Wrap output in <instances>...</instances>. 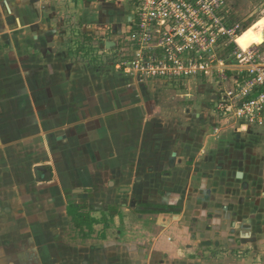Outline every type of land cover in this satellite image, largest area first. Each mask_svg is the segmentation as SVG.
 Wrapping results in <instances>:
<instances>
[{
	"label": "crops",
	"instance_id": "1",
	"mask_svg": "<svg viewBox=\"0 0 264 264\" xmlns=\"http://www.w3.org/2000/svg\"><path fill=\"white\" fill-rule=\"evenodd\" d=\"M86 6L87 14L92 6ZM59 7L51 0H0V264H138L133 250L149 247L143 233L157 213L163 226L149 250L150 264L157 242L169 244L171 227L194 213L188 200L202 193L192 185L206 176L219 181L224 164L218 153L231 145L217 138L233 141L264 125L221 130L210 104L194 114L196 141L193 134L166 132L140 88L155 83L117 73L99 78L86 64L64 60L63 39L56 37L62 25L50 19L63 11ZM222 181L225 189L210 190L208 197L232 199L236 192L228 186L241 179L227 175ZM179 200L180 213L167 212ZM75 215L85 222L81 229ZM86 216L97 222L91 234ZM128 225L133 249L125 252L120 226ZM165 255L156 264L178 258Z\"/></svg>",
	"mask_w": 264,
	"mask_h": 264
},
{
	"label": "rangeland",
	"instance_id": "2",
	"mask_svg": "<svg viewBox=\"0 0 264 264\" xmlns=\"http://www.w3.org/2000/svg\"><path fill=\"white\" fill-rule=\"evenodd\" d=\"M51 1L63 8V11L50 15V19L55 25H62L56 37L63 39L60 44L68 56L64 60L86 64L88 68L94 69L99 78H107L113 74L115 50L111 45L106 46V43L114 42L117 35L128 29V20L132 18L135 0H110L105 5H102V0ZM224 1L232 10L231 23L235 29V43L226 45V41H220L211 53L215 54L214 62L207 58V63L212 66L221 64L229 68L223 70H235L239 61L234 56L229 57V53L238 48L236 39L244 34L246 38L242 41L244 46H248L246 50L251 52L255 62L264 65V0ZM70 4L72 7L68 8ZM88 5L92 7L88 8ZM84 6L88 8L87 14L86 10L83 13ZM98 16L102 19L101 23H98ZM225 72L228 77L231 76L230 71ZM119 75L130 80L122 74ZM217 76L219 74L214 73L215 82H219ZM203 78V85H199L201 79L198 78L194 84L189 83L186 86L155 83L154 86L140 87L145 93L144 98L146 95L151 96L156 110L154 121L164 124L166 132L174 129L175 133L185 132L187 138L189 134H193L190 139L193 142L198 139L194 131V125L197 123L194 114L202 110V105V111L207 109L206 105H213L210 95L218 94L221 88L217 85L205 86L208 79ZM216 121L217 119L215 123ZM215 126L219 127L218 122ZM216 142L231 145L226 153H218L217 159L224 164V167L218 170L219 181L210 183V178L206 176L197 185H192L190 190L193 188L202 193V196L188 200L190 204L187 205V210L191 213L194 211L195 214H184L179 226L171 227L169 244L161 242L163 245H160L161 243L157 242V252L150 256V264L161 262L162 255L166 256V253L169 257H178L168 264H264V129H253L248 134H241L239 138L234 135L233 141L223 135L217 138ZM214 152L213 149V154ZM227 175L238 176L242 182L228 186L236 192L231 194L232 199L208 197L210 190L225 189L222 180L227 178ZM176 202L177 205H171L167 212L180 213L183 208L182 201ZM138 204L136 200L133 216L139 208ZM153 215V219L149 221L150 232L143 233L148 237L149 247L140 246L137 251L133 250V253L138 255V264H147L149 250L162 231L161 218L157 213ZM135 224L137 221L134 219L132 225ZM154 224L161 229L152 227ZM120 227L125 233L122 240L123 249L128 252L133 249V235L129 232L131 226ZM134 240L136 243L144 242L140 241V238Z\"/></svg>",
	"mask_w": 264,
	"mask_h": 264
},
{
	"label": "built area",
	"instance_id": "3",
	"mask_svg": "<svg viewBox=\"0 0 264 264\" xmlns=\"http://www.w3.org/2000/svg\"><path fill=\"white\" fill-rule=\"evenodd\" d=\"M132 13L128 29L113 40L114 73L139 84L170 86L198 78L203 85L207 77L205 86L221 87L210 98L219 129L237 133L264 125V65L239 48L229 53L239 61L235 70L207 63L214 62L211 53L220 41L235 43L232 10L224 0H135Z\"/></svg>",
	"mask_w": 264,
	"mask_h": 264
},
{
	"label": "trees",
	"instance_id": "4",
	"mask_svg": "<svg viewBox=\"0 0 264 264\" xmlns=\"http://www.w3.org/2000/svg\"><path fill=\"white\" fill-rule=\"evenodd\" d=\"M230 49H232V48H230ZM85 218V221H87V223L85 224L86 226V228L88 229V232H89V234H91L92 233V225L94 224V223H97L95 220H91V219H88V217L86 216V217H84ZM82 219V216H73V222H74V225H75V227L77 228V229H81L82 227H84V226H82V225H84V220L81 222L80 220Z\"/></svg>",
	"mask_w": 264,
	"mask_h": 264
},
{
	"label": "bare ground",
	"instance_id": "5",
	"mask_svg": "<svg viewBox=\"0 0 264 264\" xmlns=\"http://www.w3.org/2000/svg\"><path fill=\"white\" fill-rule=\"evenodd\" d=\"M245 38H246V36L244 34H242L239 38L236 39V45L242 51H245L246 49H248V46H244L243 41H242Z\"/></svg>",
	"mask_w": 264,
	"mask_h": 264
},
{
	"label": "water",
	"instance_id": "6",
	"mask_svg": "<svg viewBox=\"0 0 264 264\" xmlns=\"http://www.w3.org/2000/svg\"><path fill=\"white\" fill-rule=\"evenodd\" d=\"M104 0H102V2H103ZM108 44L109 45H111V47L113 48V47H115V44L113 43V42H109V43H106V46H108ZM42 171V168L41 167H38V168H36L35 170H34V176L36 177V178H39V172H41ZM45 176H48L49 174L48 173H45L44 174ZM49 177V176H48ZM45 178V177H44ZM44 178H41L42 179V181H45L44 180Z\"/></svg>",
	"mask_w": 264,
	"mask_h": 264
}]
</instances>
